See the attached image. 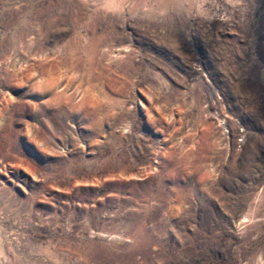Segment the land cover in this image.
Masks as SVG:
<instances>
[{"label":"rangeland","instance_id":"1","mask_svg":"<svg viewBox=\"0 0 264 264\" xmlns=\"http://www.w3.org/2000/svg\"><path fill=\"white\" fill-rule=\"evenodd\" d=\"M0 264H264V0H0Z\"/></svg>","mask_w":264,"mask_h":264}]
</instances>
